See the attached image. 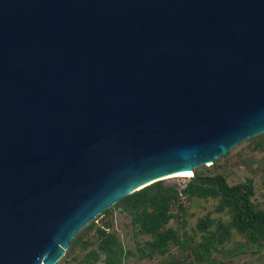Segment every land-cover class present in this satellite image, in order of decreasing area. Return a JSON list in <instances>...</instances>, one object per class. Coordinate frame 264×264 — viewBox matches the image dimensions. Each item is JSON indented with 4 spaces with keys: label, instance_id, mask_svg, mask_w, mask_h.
I'll use <instances>...</instances> for the list:
<instances>
[{
    "label": "water",
    "instance_id": "95a60500",
    "mask_svg": "<svg viewBox=\"0 0 264 264\" xmlns=\"http://www.w3.org/2000/svg\"><path fill=\"white\" fill-rule=\"evenodd\" d=\"M263 133L264 0H0V264Z\"/></svg>",
    "mask_w": 264,
    "mask_h": 264
},
{
    "label": "rangeland",
    "instance_id": "374dc122",
    "mask_svg": "<svg viewBox=\"0 0 264 264\" xmlns=\"http://www.w3.org/2000/svg\"><path fill=\"white\" fill-rule=\"evenodd\" d=\"M193 174L194 177L222 175L229 186L251 181V202L264 210V137L258 135L243 141L211 166L196 168ZM191 176L163 180L164 186L175 185L180 192L178 200L171 206L172 218L166 228L177 233L181 245L169 244L164 253L150 254L147 243L151 237L141 234L132 225L128 212L111 207L75 235L57 264H104V255L100 252L93 254L97 249L99 231L115 237L122 250V264H264V243L251 242L235 230H232L231 238L211 254L203 253L201 260L195 258L191 249L202 242L196 228L197 221L208 215L227 224L230 216L215 211L218 203L215 198L189 199L182 193L188 182L193 180Z\"/></svg>",
    "mask_w": 264,
    "mask_h": 264
},
{
    "label": "trees",
    "instance_id": "16d2710c",
    "mask_svg": "<svg viewBox=\"0 0 264 264\" xmlns=\"http://www.w3.org/2000/svg\"><path fill=\"white\" fill-rule=\"evenodd\" d=\"M261 136L264 137V133ZM182 193L189 199L215 198L218 200L215 211L225 212L230 216V222L227 224L220 220L215 221L208 215L197 221L196 228L202 236V242L191 250L198 260L203 259V253L211 254L227 242L232 236V230L251 242L264 243V210L258 209L251 202V181L229 186L222 175H197L194 180L188 182ZM179 194L175 185L164 186L163 181H159L121 199L112 207L128 212L132 225L141 234L151 237L147 243L150 254H162L169 244L182 243L174 230L166 228L172 218L171 206L178 200ZM97 241L94 255L97 252L104 255V264H122V250L114 236L99 231Z\"/></svg>",
    "mask_w": 264,
    "mask_h": 264
},
{
    "label": "bare ground",
    "instance_id": "6f19581e",
    "mask_svg": "<svg viewBox=\"0 0 264 264\" xmlns=\"http://www.w3.org/2000/svg\"><path fill=\"white\" fill-rule=\"evenodd\" d=\"M191 175H192L191 172H188V173H181V174H178L176 176H186V177H189Z\"/></svg>",
    "mask_w": 264,
    "mask_h": 264
}]
</instances>
